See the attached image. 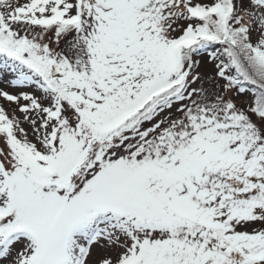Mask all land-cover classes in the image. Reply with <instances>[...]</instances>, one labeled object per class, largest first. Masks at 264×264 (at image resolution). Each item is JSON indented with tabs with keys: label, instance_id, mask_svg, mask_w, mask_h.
Instances as JSON below:
<instances>
[{
	"label": "snow or ice",
	"instance_id": "6c2138e0",
	"mask_svg": "<svg viewBox=\"0 0 264 264\" xmlns=\"http://www.w3.org/2000/svg\"><path fill=\"white\" fill-rule=\"evenodd\" d=\"M0 84V264H264V0H0Z\"/></svg>",
	"mask_w": 264,
	"mask_h": 264
},
{
	"label": "rangeland",
	"instance_id": "374dc122",
	"mask_svg": "<svg viewBox=\"0 0 264 264\" xmlns=\"http://www.w3.org/2000/svg\"><path fill=\"white\" fill-rule=\"evenodd\" d=\"M0 87H7L6 85H4V84H0ZM5 102L3 101V100H0V104H4ZM5 106H7V105H5Z\"/></svg>",
	"mask_w": 264,
	"mask_h": 264
}]
</instances>
